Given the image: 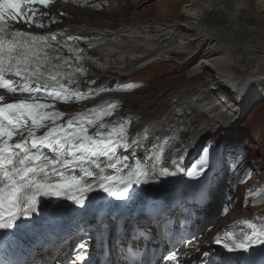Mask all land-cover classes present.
<instances>
[{
	"label": "snow or ice",
	"instance_id": "obj_1",
	"mask_svg": "<svg viewBox=\"0 0 264 264\" xmlns=\"http://www.w3.org/2000/svg\"><path fill=\"white\" fill-rule=\"evenodd\" d=\"M32 2L0 0V89L20 97L17 103L0 107V230L13 228L20 218H31L41 197L63 196L77 210H83L87 207L90 192L103 191L127 201L131 199V189L147 182L151 176L176 174L167 166H161L160 155L153 157L151 169L140 170L139 164L129 165L128 154L122 152L117 155L120 140L113 139L112 133L93 137L87 134L86 128L75 131L77 125L73 120H69L66 126L72 129L71 132L65 131L64 125L49 127L44 123L49 120L55 124L63 113L48 111L54 108V104L40 101H68L70 97L82 96L83 92L71 93L68 84L77 83L72 72L83 69L79 66L72 69L70 60L61 55L66 47L63 34L40 36L11 27V23L16 21L33 27L31 19H24L36 15L35 9H30ZM40 2L47 6V0ZM35 26L43 28L45 25L39 23ZM58 36H61L60 40ZM83 39L82 36H67L68 41ZM68 51L71 52V48ZM45 127L48 131L37 136L36 130ZM129 147L127 143L123 144V149ZM170 163L179 167L176 158ZM118 166L122 171L129 170L124 171L128 179L106 174L107 169L116 170ZM187 175L191 177L193 173L187 172ZM228 210L227 206L222 208L224 212ZM249 226L255 228V225ZM254 241L264 244V233L254 232L252 236H245L238 245L234 242L233 248L247 250ZM224 246L228 247L227 244ZM87 247V243L82 241L79 251L73 250L68 264L85 261ZM168 260H176L174 252Z\"/></svg>",
	"mask_w": 264,
	"mask_h": 264
},
{
	"label": "bare ground",
	"instance_id": "obj_2",
	"mask_svg": "<svg viewBox=\"0 0 264 264\" xmlns=\"http://www.w3.org/2000/svg\"><path fill=\"white\" fill-rule=\"evenodd\" d=\"M68 4L60 3L48 11L57 13L59 9H63L78 15V10L71 8ZM43 13H47V11L44 10ZM183 14L186 16V25H178L175 29L174 27L143 25V28L134 27L124 32H106L85 25L63 26L73 27L78 31L90 29L94 37L101 39L96 43L97 48L91 53V59L87 63L92 69L90 70L91 77L103 73L106 80L113 75L134 77L135 73L148 66L147 58L156 56L159 47L156 45L152 49L144 48L139 44L142 42L139 37L144 40L143 36H165L167 37L163 41L165 42L179 36L181 30L196 34L194 41L196 40L195 43L201 45L198 54L193 59L199 58L200 60L188 70L187 81L183 86L174 89L173 93H170L171 91L165 93L169 96L167 101L161 99L162 101H158L156 104L154 102L146 104L154 109L146 115L136 112L129 114L126 118H106L102 124L91 123V136L101 137L107 136L106 133H101V125L105 122L111 124L115 122L112 126L113 131H117V133L112 136L113 139L120 140L116 149L117 155L125 152L129 155L127 163L129 165L139 164L140 170H144L140 164V155L142 157L160 155L161 164L169 167L170 170L174 167L170 163L171 159L176 158L181 163L174 151L175 141L171 138L172 132H178V128L175 129L173 125L174 121L182 119L185 123L183 131L186 133V137L191 141L199 142L200 137H213L220 127L228 125L227 128L232 127L237 131L236 119L224 114V112L235 109L237 103L241 105L242 116L254 100L260 96H263L264 100V0H197V2L193 1L188 5ZM144 28L147 31H143ZM163 48L161 46L160 50L163 51ZM142 50L149 52L148 55ZM201 77L204 79L199 84L193 85V82L198 81ZM72 78L82 83L80 77L75 75ZM205 80H207V84H204ZM218 93H221V96L213 97ZM226 97L231 100L228 101ZM123 99L127 104L142 102L146 98L129 96ZM219 104L222 105L223 111ZM124 111L123 114L126 113ZM137 120H140L142 124L136 128ZM48 122L51 121L48 120ZM130 126L133 127L130 128L131 131L127 132ZM124 143L130 146L127 150L123 149ZM157 148L161 151L157 152ZM172 156L174 157L172 158ZM124 171L129 170L125 169ZM124 171L118 166L116 170L107 169L106 174H113L117 179H128L129 177L124 175ZM179 173L181 174V171ZM176 182L177 180L173 183L169 180L163 188L164 191L161 192L171 195L176 193L174 189ZM221 208L222 205L219 204L217 209ZM172 212L165 216L175 222L178 213ZM256 212L264 213V208H259ZM230 215L231 213L228 216ZM224 220H221L219 225ZM167 221L165 220V222ZM110 224L111 222L105 223L107 226ZM222 226L220 227H226ZM91 232V228L80 232L74 241L86 239L87 242H90ZM198 242L203 243V240L198 239L194 244L198 245ZM200 247L202 246L197 248ZM189 255L194 256L195 252L191 251ZM212 262L215 263L214 259ZM112 264H124L116 252Z\"/></svg>",
	"mask_w": 264,
	"mask_h": 264
},
{
	"label": "rangeland",
	"instance_id": "obj_3",
	"mask_svg": "<svg viewBox=\"0 0 264 264\" xmlns=\"http://www.w3.org/2000/svg\"><path fill=\"white\" fill-rule=\"evenodd\" d=\"M110 1L112 2L111 8L103 12H94L83 8H76L75 6L68 4L71 8L78 10V15L76 13L72 14L63 9H59L57 14L60 15L61 12H66L69 15V17H66L67 20H65V23L61 25V27L64 25L73 27L85 25L95 30L106 32H124L128 29H133L134 27L137 28L140 26L143 28L144 26L151 25L166 28L174 27L175 29L178 25H186V16L183 14V11L193 1L197 2V0H115L116 2L114 6V0ZM66 13L63 14L66 15ZM71 17H73V19ZM247 17L249 18L250 15ZM143 31H147V29L144 28ZM151 31H153V29H151ZM179 33V36H175L171 38V40L169 39L165 42H163L164 39L167 38L165 36H143L144 40L142 37H139L140 41H142L139 44H141L142 47L152 49L157 45L159 48L155 57L151 56L147 58L146 61L149 60L148 66L135 73L136 76L134 77L137 80H140L138 83H141L143 80L146 81V83H141L142 86L131 90V92H134L131 95H121L122 101L124 100L123 98H128L129 96L146 99L142 102H129L127 104L124 102L122 105V113L125 108H132L135 109L136 112L146 115V113L154 110L152 106L150 107L146 104L152 102L156 104L158 101L162 100L167 101L169 96H167L168 94H165L166 92L171 91L170 93H173L174 89L180 88L186 83V74L188 70L200 60L199 58H193L198 54L201 44L195 43V33L182 30L179 31ZM159 43H162V45H159ZM161 46L164 47L163 51L160 50ZM142 51L147 55L149 53L146 50ZM202 79H204V77H201L198 81L193 82V85L199 84ZM207 83V80H205L204 84ZM234 119L237 121V131L230 127L228 129H223L220 133H218V136L220 138L228 136L236 138L242 137V139H244L246 143H249L251 145L250 147L254 149V155L257 156L259 161L262 163L264 173L263 96L254 100L242 116L238 115ZM131 127L133 126H130L127 129V132L131 131ZM135 127L137 128V122L135 123ZM208 139H212V137ZM259 208H264V206L256 209H237L220 225L227 226L240 216H249L253 213L254 209L256 212ZM222 227H220V229ZM210 236L211 240L213 235ZM206 237L208 238L206 239ZM206 237L203 243L198 242V245L197 243L194 245L199 247L201 244H208L209 235Z\"/></svg>",
	"mask_w": 264,
	"mask_h": 264
}]
</instances>
